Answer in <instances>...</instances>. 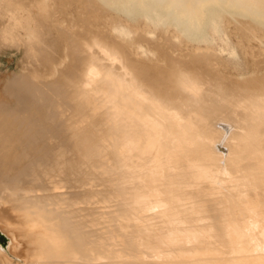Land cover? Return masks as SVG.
<instances>
[{
    "label": "bare ground",
    "instance_id": "1",
    "mask_svg": "<svg viewBox=\"0 0 264 264\" xmlns=\"http://www.w3.org/2000/svg\"><path fill=\"white\" fill-rule=\"evenodd\" d=\"M12 1L0 0L12 4L0 49L22 50L24 67L0 92V223L13 240L0 264H264V50L236 76L165 29L214 40L226 11L250 39L264 0ZM141 16L154 35L115 33Z\"/></svg>",
    "mask_w": 264,
    "mask_h": 264
},
{
    "label": "rangeland",
    "instance_id": "2",
    "mask_svg": "<svg viewBox=\"0 0 264 264\" xmlns=\"http://www.w3.org/2000/svg\"><path fill=\"white\" fill-rule=\"evenodd\" d=\"M19 1H21V4L22 2H24L23 0H19ZM39 1L41 2L39 3ZM43 1L45 0H35L34 2L37 5L33 6L34 10L39 11V8L42 10L44 9L46 10L45 7L40 6L42 5V3H44ZM46 2L54 3L53 6L52 3H49L50 5L46 6L48 7L47 8L48 10L51 9L50 11L60 12L61 9L62 10L66 8L68 9L69 7L68 0H66V2L64 1L65 3L61 4L62 8H60V10H59V6L61 5L57 1L46 0ZM65 4H67V6ZM4 6H0V7H2L3 10L8 8L11 9L10 6H12V4L7 8L6 5ZM9 12H11V10H9ZM220 13L222 18V22H221L222 31H221V35L217 36L216 39L214 40H212V38L208 40H203L192 36L182 37L183 31L181 27L176 23H174L173 21H168L166 23L165 29L169 33H171L175 38L180 39L181 43L186 48H190L192 46L197 47L199 45L202 48L209 47L219 52L225 59L226 62L225 69L230 74L236 76H250L258 70V65H257L258 63L255 62L257 61L256 52L260 49L264 50V43H263L264 32L260 29H255L252 32L250 39L245 38L235 26L234 22L231 19L230 13L226 11H221ZM50 14L52 15V18H57L58 16H59L58 18L65 17L61 13H54V14L50 13ZM50 14H48L46 17L51 18V16H49ZM114 26H116L115 33H117L120 36H126V34L121 33V30L123 29L126 30L129 29L130 36H133L134 32L138 29H143L146 32H148V34L154 35L157 29V25L155 24V22L153 20H149L145 18L144 16H141V20L136 26H132V25L130 26L128 21L121 19L117 20ZM138 51L143 55H148L149 57L157 58V53H154L153 51L147 49L145 46H139ZM22 56H23V51L18 50L14 46L6 45L2 49H0V92L3 90L5 80L8 78V76L12 75L14 72H18V73L22 72L24 67L22 62ZM51 65L53 66L52 62H50V64L48 63L46 69L43 70L41 75H43L44 77L51 78L54 71L53 70L54 67L52 68ZM0 232L4 233L5 235V236L0 235V247L10 252L12 250L11 246L13 245L12 242L13 240L10 239V236L2 229L1 223H0ZM12 257L13 259H16L17 255L15 256L13 255Z\"/></svg>",
    "mask_w": 264,
    "mask_h": 264
},
{
    "label": "water",
    "instance_id": "3",
    "mask_svg": "<svg viewBox=\"0 0 264 264\" xmlns=\"http://www.w3.org/2000/svg\"><path fill=\"white\" fill-rule=\"evenodd\" d=\"M0 235H3V236H5V235H4V233H2V232H0Z\"/></svg>",
    "mask_w": 264,
    "mask_h": 264
}]
</instances>
